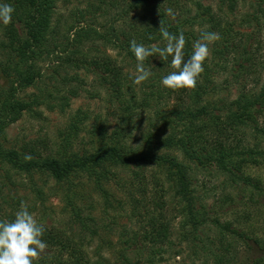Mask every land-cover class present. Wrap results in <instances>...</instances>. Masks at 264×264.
I'll use <instances>...</instances> for the list:
<instances>
[{
  "label": "trees",
  "instance_id": "trees-1",
  "mask_svg": "<svg viewBox=\"0 0 264 264\" xmlns=\"http://www.w3.org/2000/svg\"><path fill=\"white\" fill-rule=\"evenodd\" d=\"M5 2L15 11L10 24L0 25V170L8 188L0 220L13 219L23 201L44 224L42 239L47 249L34 264L107 263L102 258L94 262L89 256L86 232L98 235L97 224L91 227L87 222L94 219L84 216L82 195L74 182L87 173L90 183L104 190L116 176L112 165L136 168L133 179L144 191L140 194L143 199H147L144 194L149 187L148 168L170 169L169 179L178 187L182 203L177 209L192 223L182 243L192 237L191 232L196 235L200 225H213L221 235L206 244L214 255L213 264H228L225 250L229 238L243 243L249 253L246 264H264V237L233 228L219 213L208 212L206 204L198 200L185 168L177 158L170 159V151L178 150L199 167L212 165L229 175L241 193L248 190L264 197V182L250 173L252 167L262 165L260 159L264 161V148L252 145L253 139L264 137V123L260 120L264 116V0H101L94 10L75 11L83 25L69 27L67 22L66 31L60 19L54 21L59 0ZM168 8L173 10L175 19L165 15ZM99 19L103 20L96 24ZM161 21L170 32L184 33L185 59L201 32L219 35L209 45L210 55L194 88L173 90L161 86V77L173 71L169 66L171 57L164 61L157 56L146 58L144 66L151 71V77L139 85L130 78L137 63L129 50L130 41L162 47ZM101 43L105 50L97 53ZM94 46L97 50L92 51ZM42 59L56 69L69 66L90 71L110 86L117 127L111 133L108 127L99 129L93 152L44 157L33 148L6 145V129L26 114L36 113L44 104V94H38L43 80L38 64ZM30 89L35 92L28 93ZM73 122L83 121L78 116L73 117ZM128 127L141 136L134 149L124 144ZM22 175L30 183L23 182ZM35 175L52 177L58 184L67 183L62 211L69 214V220L63 226L56 224L54 218L49 220L47 209H41L46 206L44 198L42 204L29 202L33 200L31 196H43L36 182H31ZM18 176L21 180L16 179ZM24 186L29 187L30 198L18 193ZM133 200L141 203L138 198ZM132 206L135 210L130 219H140L139 227L122 228L115 243L116 262L162 264L170 254L163 248L168 239L163 216H157V210L150 208H145L144 214L138 213L140 206Z\"/></svg>",
  "mask_w": 264,
  "mask_h": 264
},
{
  "label": "rangeland",
  "instance_id": "rangeland-1",
  "mask_svg": "<svg viewBox=\"0 0 264 264\" xmlns=\"http://www.w3.org/2000/svg\"><path fill=\"white\" fill-rule=\"evenodd\" d=\"M100 2L101 0H59L54 21L60 19L64 24V31L68 29L67 22L69 27L83 25L79 22L80 17H76L75 11L82 8H85V11L94 10ZM250 2L251 0H248V3ZM102 20L95 22L97 24ZM2 30L3 27H0V40H2ZM69 34L74 35L73 32ZM100 48L98 52L96 51L97 53L104 52L102 43ZM93 50H97V46H94ZM38 68L43 73V80L38 85V94H44V104L36 109V113L26 114L20 121L6 129V145L17 149L33 148L44 157H59L63 152L66 156L93 152L96 148L99 129L103 126L108 127L111 133L117 127L115 97L110 86L102 83L90 71L69 66L56 69L45 59L39 62ZM231 91L235 92L234 86L231 87ZM27 92L31 93L35 90L30 89ZM52 107L54 109H51ZM78 116L82 123L73 122V117ZM260 120L264 123V116ZM125 136L124 144L128 147L134 149L140 143L141 136L134 128L131 130L128 127L125 130ZM253 142L252 145H258L260 149L264 148V137H259V140L253 139ZM170 156V159L177 158L185 168V172L192 179V187L200 198L198 200L206 204L208 212L219 213L224 220H229L233 224V228L254 232L264 237V197H260L258 193L251 194L248 190L241 193L229 175L212 165L208 168L199 167L195 161L189 160L178 150L170 151ZM260 160L262 165L252 167L250 173L264 182V161ZM112 169L116 174L115 182L112 181L105 186L104 190L90 183L87 173H84V177L76 178L74 182L77 191L82 195L84 216L94 219V221L87 219V222H90L91 227L97 224L95 228L99 236L86 232L87 240H89L88 253L94 262L102 258L106 260V264H119L115 258V243L122 233V228L124 226L139 227L140 219H130L132 210H135L133 204L140 206L136 210L138 213L141 211L144 214L147 208L157 210L155 214L163 216V225L168 226L167 245L163 248L170 250V254L166 261H162V264H213L215 262L213 253H210L206 247L211 240L221 237L219 230L213 225H200L196 235L191 232L192 237L182 243L185 233H190L186 229H190L192 223L188 217L186 219L182 217L183 213L177 209L182 203L178 196V187L169 179L170 169L148 168L149 187L144 194L147 199H143L140 195L144 191L136 186L137 181L133 179V170L136 168L112 165ZM2 177L3 171L0 170V215L5 207L4 195L8 191L2 182ZM16 179L21 180V177L18 176ZM22 181L30 183L27 176H23ZM32 181L36 182L37 187L43 191V196L39 195L38 199L32 196L30 198L29 187L26 186L21 187L24 191L20 189L18 193L21 196L33 198L29 202L34 201L38 204H42L41 200L44 198L46 206L41 209H47V213L51 215L49 220L54 218L53 221L61 226L67 223L69 214L62 211L64 206L62 196L67 183L58 184L52 177L45 175H35L31 178ZM134 197L140 199L141 203L133 202ZM159 200L160 204L157 205ZM227 245L225 251L229 255L228 264H246L249 253L243 243L229 238Z\"/></svg>",
  "mask_w": 264,
  "mask_h": 264
},
{
  "label": "clouds",
  "instance_id": "clouds-1",
  "mask_svg": "<svg viewBox=\"0 0 264 264\" xmlns=\"http://www.w3.org/2000/svg\"><path fill=\"white\" fill-rule=\"evenodd\" d=\"M14 11L10 3L0 0V25L10 24ZM165 15L175 19L171 8L165 9ZM159 33L163 40L162 47L130 41L129 50L137 61L135 73L130 74L133 84L139 85L151 77L152 73L144 66V61L150 56H157L162 61L171 57L169 66L173 69L161 77L162 87L173 90L194 88L204 71V62L210 55L209 45L218 40L219 35L214 32H201L200 37L192 43L190 55L185 59L184 33L170 32L162 21ZM45 231L44 224L36 219L29 206L22 201L13 219L0 220V264H34L47 249V243L42 239Z\"/></svg>",
  "mask_w": 264,
  "mask_h": 264
}]
</instances>
